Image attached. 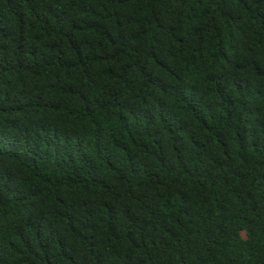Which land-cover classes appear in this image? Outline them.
<instances>
[{
    "label": "trees",
    "instance_id": "16d2710c",
    "mask_svg": "<svg viewBox=\"0 0 264 264\" xmlns=\"http://www.w3.org/2000/svg\"><path fill=\"white\" fill-rule=\"evenodd\" d=\"M0 264H264V0H0Z\"/></svg>",
    "mask_w": 264,
    "mask_h": 264
}]
</instances>
